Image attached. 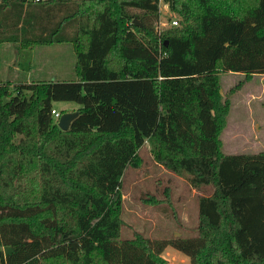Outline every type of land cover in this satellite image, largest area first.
<instances>
[{"label":"trees","instance_id":"1","mask_svg":"<svg viewBox=\"0 0 264 264\" xmlns=\"http://www.w3.org/2000/svg\"><path fill=\"white\" fill-rule=\"evenodd\" d=\"M159 1L179 18L160 34ZM63 43L74 80L0 81V264H168L167 247L189 264H264V151H223L220 93L222 73L264 74V0H0V46ZM54 102L79 105L67 131ZM144 143L209 189L195 236L121 238V183Z\"/></svg>","mask_w":264,"mask_h":264},{"label":"rangeland","instance_id":"2","mask_svg":"<svg viewBox=\"0 0 264 264\" xmlns=\"http://www.w3.org/2000/svg\"><path fill=\"white\" fill-rule=\"evenodd\" d=\"M173 20L178 22L179 18L167 4L160 2L156 32L160 34L172 28ZM38 65L42 68V78H34L38 74ZM74 65L75 55L70 43L33 46L17 52L12 44L0 46V81H7L17 73L16 81L25 78L27 81L32 68L35 72L31 76L33 81H72ZM220 93L230 101L226 125L221 133L223 151L228 154L264 151V74L246 79L240 74L222 73ZM52 108L61 115L76 112L79 105L54 102ZM139 156L140 166L127 169L121 183V238L129 239L134 233L151 240L195 236L196 199L198 195L210 193L209 189L197 191L182 177L157 164L147 143L140 148ZM162 258L168 264L190 263L188 257L171 247L163 251Z\"/></svg>","mask_w":264,"mask_h":264},{"label":"water","instance_id":"3","mask_svg":"<svg viewBox=\"0 0 264 264\" xmlns=\"http://www.w3.org/2000/svg\"><path fill=\"white\" fill-rule=\"evenodd\" d=\"M135 25L140 26L137 21H133ZM77 112L63 113L60 115L57 126L61 131H67L69 129L70 123L77 117Z\"/></svg>","mask_w":264,"mask_h":264},{"label":"crops","instance_id":"4","mask_svg":"<svg viewBox=\"0 0 264 264\" xmlns=\"http://www.w3.org/2000/svg\"><path fill=\"white\" fill-rule=\"evenodd\" d=\"M16 50V49H15ZM17 52V51H16ZM19 70H16V72H18ZM35 72L33 71V68H32V70H31V72H30V75L28 76V80L27 81H25L26 80V78H25V80H22V81H19V82H25V83H30L31 81H33L32 79H33V77H31V76H33V75H35L34 74ZM38 73V74H37ZM36 77H34V78H37V76H40V78H42L43 76H42V68H40V65H38L37 66V70H36ZM15 77H19V75H18V73L16 74V76L14 75V77L12 76L11 77V79H7V81H10L11 80V82L13 81V82H18V81H16V79H15ZM39 78V77H38ZM23 79V78H22ZM45 81V80H44ZM78 109V108H77Z\"/></svg>","mask_w":264,"mask_h":264},{"label":"built area","instance_id":"5","mask_svg":"<svg viewBox=\"0 0 264 264\" xmlns=\"http://www.w3.org/2000/svg\"><path fill=\"white\" fill-rule=\"evenodd\" d=\"M160 2H161V1H159V3H160ZM158 9H159V6H158ZM171 23H172L173 26H177V21H176V20H173ZM51 115H52V116L54 117V119H56V120H58L59 117H60L59 113L56 112L54 109L51 111Z\"/></svg>","mask_w":264,"mask_h":264}]
</instances>
